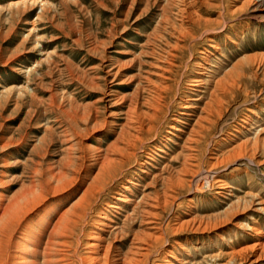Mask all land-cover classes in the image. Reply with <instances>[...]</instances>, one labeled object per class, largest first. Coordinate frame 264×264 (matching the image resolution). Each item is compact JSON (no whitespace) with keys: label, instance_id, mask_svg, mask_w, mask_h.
<instances>
[{"label":"rangeland","instance_id":"1","mask_svg":"<svg viewBox=\"0 0 264 264\" xmlns=\"http://www.w3.org/2000/svg\"><path fill=\"white\" fill-rule=\"evenodd\" d=\"M0 218V264H264V0H0Z\"/></svg>","mask_w":264,"mask_h":264},{"label":"bare ground","instance_id":"2","mask_svg":"<svg viewBox=\"0 0 264 264\" xmlns=\"http://www.w3.org/2000/svg\"><path fill=\"white\" fill-rule=\"evenodd\" d=\"M26 2H21V4H25ZM17 5V4H16ZM25 6V5H24ZM87 192V191H86ZM85 192V195H86ZM84 194L81 196H85ZM81 196L77 199V201L74 202V204L78 203L79 204V200L83 199L81 198ZM85 200V198H84ZM25 202V201H24ZM10 205H8V209L11 211L13 209L14 206L17 205L16 202H12L9 203ZM13 204H15L14 206H12ZM12 206V207H11ZM19 206V205H18ZM75 206V205H74ZM77 206V205H76ZM6 207V208H7ZM11 207V208H10ZM5 208V209H6ZM22 208V207H21ZM76 208V207H75ZM15 209V208H14ZM18 209V208H17ZM33 209V207H32ZM3 210V209H2ZM24 210V209H23ZM6 212V210H4ZM28 211V210H27ZM67 213V212H66ZM28 214V213H27ZM55 215V214H54ZM65 215V212H59L58 215L54 218L53 220V211H50L49 213L47 212L46 214L40 216V218L37 220V222L30 227V229H28L26 231V236L29 238V244L31 246H27V249H32L33 251H38L37 249L40 248V245H42V247L44 246V248H47V246L53 245V239H55V236H59L60 234L56 235V233L60 232L59 230L61 229L60 226V222H62V218ZM1 219V218H0ZM53 220V221H52ZM109 224V223H108ZM101 225V224H100ZM107 224L102 223V227H105ZM108 226V225H107ZM101 227V228H102ZM100 228V229H101ZM99 230V229H98ZM99 232H101V230H99ZM46 233V234H45ZM46 235L45 240H43L42 236ZM95 244L92 245V249L95 252L94 254L96 255V259H98V264H105L104 260L106 259V256L103 255V253H100V249L101 247H103V245L101 246L103 239L102 237H95ZM57 246V245H56ZM31 247V248H30ZM105 247V246H104ZM106 248V247H105ZM107 249V248H106ZM105 251V250H103ZM29 254L30 252H28V250H25L24 254L22 257H20L21 259L19 260V264H39L38 261L35 262V260H30L29 259ZM113 261V260H112ZM109 263V262H108ZM113 263V262H112ZM110 264V263H109Z\"/></svg>","mask_w":264,"mask_h":264}]
</instances>
